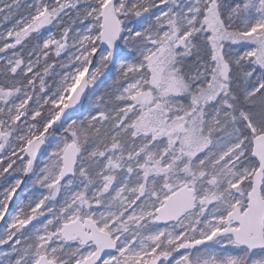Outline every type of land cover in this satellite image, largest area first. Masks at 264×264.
I'll return each instance as SVG.
<instances>
[{"label":"snow or ice","instance_id":"snow-or-ice-1","mask_svg":"<svg viewBox=\"0 0 264 264\" xmlns=\"http://www.w3.org/2000/svg\"><path fill=\"white\" fill-rule=\"evenodd\" d=\"M0 264H264V0H0Z\"/></svg>","mask_w":264,"mask_h":264}]
</instances>
